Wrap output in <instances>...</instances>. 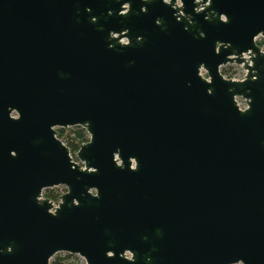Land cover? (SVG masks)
Listing matches in <instances>:
<instances>
[{
    "label": "water",
    "instance_id": "1",
    "mask_svg": "<svg viewBox=\"0 0 264 264\" xmlns=\"http://www.w3.org/2000/svg\"><path fill=\"white\" fill-rule=\"evenodd\" d=\"M261 37L264 0H0V264H264Z\"/></svg>",
    "mask_w": 264,
    "mask_h": 264
},
{
    "label": "trees",
    "instance_id": "2",
    "mask_svg": "<svg viewBox=\"0 0 264 264\" xmlns=\"http://www.w3.org/2000/svg\"><path fill=\"white\" fill-rule=\"evenodd\" d=\"M260 44V43H259ZM223 75H226V71H222ZM231 78V77H229ZM58 137L61 140H65L67 147L70 149V152L78 162L77 153L80 150L81 146L89 142V134L82 127H74L71 129H58ZM67 190L63 187L60 190L48 189L44 192V197L50 199L51 201H57L63 192ZM75 255L71 254H59L54 257L51 264H74L73 259Z\"/></svg>",
    "mask_w": 264,
    "mask_h": 264
},
{
    "label": "rangeland",
    "instance_id": "3",
    "mask_svg": "<svg viewBox=\"0 0 264 264\" xmlns=\"http://www.w3.org/2000/svg\"><path fill=\"white\" fill-rule=\"evenodd\" d=\"M258 43H260L259 45L264 48V38H260ZM61 254H66V253H61ZM73 262H74V264H86L85 260L83 258L79 257V256H76L73 259Z\"/></svg>",
    "mask_w": 264,
    "mask_h": 264
},
{
    "label": "built area",
    "instance_id": "4",
    "mask_svg": "<svg viewBox=\"0 0 264 264\" xmlns=\"http://www.w3.org/2000/svg\"><path fill=\"white\" fill-rule=\"evenodd\" d=\"M262 38V37H261ZM260 39V38H259ZM259 39H258V41H259ZM262 49H263V51H264V48L262 47ZM68 129H71V128H68ZM58 130V129H57ZM60 139V138H59ZM61 140V139H60ZM66 140V139H65ZM65 140H61L66 146H67V144H66V142H65ZM73 157V156H72ZM75 160V159H74Z\"/></svg>",
    "mask_w": 264,
    "mask_h": 264
}]
</instances>
